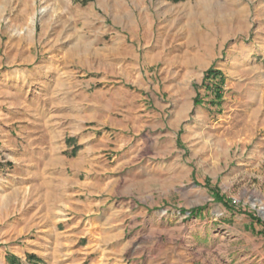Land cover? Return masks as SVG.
Segmentation results:
<instances>
[{"label":"rangeland","instance_id":"1","mask_svg":"<svg viewBox=\"0 0 264 264\" xmlns=\"http://www.w3.org/2000/svg\"><path fill=\"white\" fill-rule=\"evenodd\" d=\"M88 144L119 177L112 202L140 218L131 244L52 231ZM4 250L23 264H264V0H0Z\"/></svg>","mask_w":264,"mask_h":264},{"label":"crops","instance_id":"2","mask_svg":"<svg viewBox=\"0 0 264 264\" xmlns=\"http://www.w3.org/2000/svg\"><path fill=\"white\" fill-rule=\"evenodd\" d=\"M258 68H260L259 65ZM92 147L94 148V144L86 145L77 156H72L69 159V165L76 169L74 174L78 178L83 176L81 186L75 190L73 199L76 204L73 205L75 206L72 208L73 212L65 211L63 216L59 217L57 221L55 220L51 226L52 231L54 234L64 235L66 241L81 242L84 248L91 247L93 243L116 242L123 244L125 240L131 244L136 240V230L131 233V226L137 227L140 218L136 211H133L130 201H121L118 204L112 202V197L118 190L116 185L119 177L114 173L107 174L105 158L94 151ZM124 179L125 182L128 180L127 177ZM151 220L150 217L149 227L152 225ZM159 233L162 232L154 231V234ZM42 237L47 238V235L42 234ZM21 251L4 250L3 255L0 254V264H23L25 252ZM149 257L150 261L154 260L151 264H170L168 257L163 260L162 253ZM176 258L179 257H175V260ZM182 259L180 261H183ZM29 260L40 261L41 256L31 255ZM173 264L177 263L173 262ZM183 264L191 263L186 261Z\"/></svg>","mask_w":264,"mask_h":264}]
</instances>
